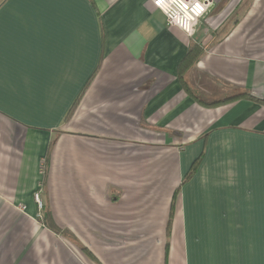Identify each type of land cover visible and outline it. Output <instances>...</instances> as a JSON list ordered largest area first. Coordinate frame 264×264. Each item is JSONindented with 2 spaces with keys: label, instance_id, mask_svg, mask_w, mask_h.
<instances>
[{
  "label": "crops",
  "instance_id": "obj_1",
  "mask_svg": "<svg viewBox=\"0 0 264 264\" xmlns=\"http://www.w3.org/2000/svg\"><path fill=\"white\" fill-rule=\"evenodd\" d=\"M211 1L189 37L152 0H0V264H264V0Z\"/></svg>",
  "mask_w": 264,
  "mask_h": 264
},
{
  "label": "built area",
  "instance_id": "obj_2",
  "mask_svg": "<svg viewBox=\"0 0 264 264\" xmlns=\"http://www.w3.org/2000/svg\"><path fill=\"white\" fill-rule=\"evenodd\" d=\"M155 9L161 11L167 20V25L182 30L192 37L196 26L208 14L213 5L211 0H152ZM34 199L40 211L39 218L43 220V201L41 191L34 193Z\"/></svg>",
  "mask_w": 264,
  "mask_h": 264
},
{
  "label": "trees",
  "instance_id": "obj_3",
  "mask_svg": "<svg viewBox=\"0 0 264 264\" xmlns=\"http://www.w3.org/2000/svg\"><path fill=\"white\" fill-rule=\"evenodd\" d=\"M202 50L200 49L199 46L196 45H191L188 51L187 56L184 58V60L180 63L179 68H178V77L180 79V82L183 86L184 91L191 95L193 98L197 99L199 102H202L190 89L187 81H186V77L187 74L189 73V71L191 70V68L194 66L195 63H197L198 59L200 58V55L202 54ZM239 99H250V100H256L254 99L251 95L249 94H243V95H239L236 97H232L230 99H227L223 102L220 103H225V102H234L237 101ZM257 101V100H256ZM218 104V103H217ZM215 105V103L213 104H207V106H212ZM193 169H196V166H194ZM192 176V173L190 172L188 175V179H190ZM50 216L49 214H47L44 218L45 223L48 224L50 227H53L51 225V221L49 220Z\"/></svg>",
  "mask_w": 264,
  "mask_h": 264
}]
</instances>
